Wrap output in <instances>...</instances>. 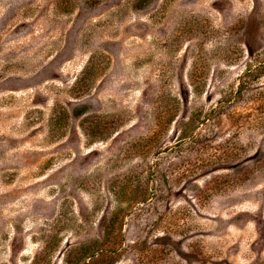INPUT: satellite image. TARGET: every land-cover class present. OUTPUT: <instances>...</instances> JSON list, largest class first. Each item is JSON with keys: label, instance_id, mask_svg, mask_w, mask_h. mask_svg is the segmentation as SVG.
Wrapping results in <instances>:
<instances>
[{"label": "rangeland", "instance_id": "1", "mask_svg": "<svg viewBox=\"0 0 264 264\" xmlns=\"http://www.w3.org/2000/svg\"><path fill=\"white\" fill-rule=\"evenodd\" d=\"M0 264H264V0H0Z\"/></svg>", "mask_w": 264, "mask_h": 264}, {"label": "trees", "instance_id": "2", "mask_svg": "<svg viewBox=\"0 0 264 264\" xmlns=\"http://www.w3.org/2000/svg\"><path fill=\"white\" fill-rule=\"evenodd\" d=\"M91 248H88V250H90ZM80 251V255H82V254H86V252H87V250H83V249H80L79 250ZM82 251V252H81ZM85 252V253H84ZM102 253H103V250H96L93 254H92V257H96V256H100V254L102 255ZM83 255V256H84Z\"/></svg>", "mask_w": 264, "mask_h": 264}]
</instances>
